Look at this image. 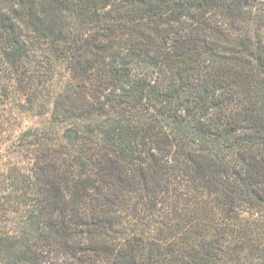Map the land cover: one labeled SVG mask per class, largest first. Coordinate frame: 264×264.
Segmentation results:
<instances>
[{"label": "trees", "instance_id": "obj_1", "mask_svg": "<svg viewBox=\"0 0 264 264\" xmlns=\"http://www.w3.org/2000/svg\"><path fill=\"white\" fill-rule=\"evenodd\" d=\"M0 264H264V0H0Z\"/></svg>", "mask_w": 264, "mask_h": 264}, {"label": "rangeland", "instance_id": "obj_2", "mask_svg": "<svg viewBox=\"0 0 264 264\" xmlns=\"http://www.w3.org/2000/svg\"><path fill=\"white\" fill-rule=\"evenodd\" d=\"M14 111L13 115L6 120L4 126L2 125V130L7 134V137L19 134L24 128L43 119V117H38L32 111H19L17 107H15Z\"/></svg>", "mask_w": 264, "mask_h": 264}]
</instances>
